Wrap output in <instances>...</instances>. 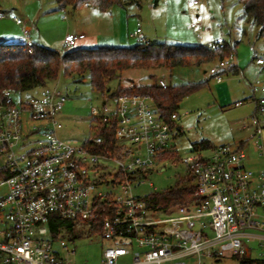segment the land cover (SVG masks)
Listing matches in <instances>:
<instances>
[{
    "label": "built area",
    "instance_id": "1",
    "mask_svg": "<svg viewBox=\"0 0 264 264\" xmlns=\"http://www.w3.org/2000/svg\"><path fill=\"white\" fill-rule=\"evenodd\" d=\"M23 32L31 46V30ZM83 36L67 34L65 44ZM23 93L0 92V264H79L77 224L108 241L100 264H201L204 258L251 256L253 238L264 248V170L248 168L243 150L222 144L192 152L184 163L196 178L197 199L172 211L153 210L137 190L169 159L172 130L149 97L119 95L113 107L106 100L103 111L93 108L103 123L116 124L114 151L99 154L59 136L67 96L57 85L27 98ZM56 218L72 221L74 229L53 230L49 224ZM98 224L101 230L92 232ZM125 258L130 261L120 263Z\"/></svg>",
    "mask_w": 264,
    "mask_h": 264
},
{
    "label": "rangeland",
    "instance_id": "2",
    "mask_svg": "<svg viewBox=\"0 0 264 264\" xmlns=\"http://www.w3.org/2000/svg\"><path fill=\"white\" fill-rule=\"evenodd\" d=\"M85 11L88 19L83 17L79 20L82 22H76L78 12L72 7L59 10L56 0H0V41L6 38L3 42H25L23 28L26 27L31 30L32 41L62 54L80 47H133L142 42L207 46L228 42L236 45V53L219 65L126 69L109 82V92L105 96L93 90L88 74L83 80L60 76L54 83L67 96L60 110L59 120L63 127L58 134L77 146L97 134L92 110L103 111L106 100L113 107L110 94L118 88L208 81L180 103L169 143L175 156L167 157L168 160L147 175L146 184L137 190L140 195L163 193L188 184L190 172L184 159L197 152L193 143L202 140L214 145L229 142L235 131V134L242 132V120L253 116L255 105L247 100L254 97L264 104V39L258 36V27L245 16L238 0H125L107 11L92 7ZM16 19H21L22 23H17ZM81 31L82 38L70 46L65 44L67 32ZM93 34L96 35L94 39L85 45L84 37ZM231 65H236L239 73L224 71ZM212 69L224 71L222 86H218L216 77L212 78ZM31 94L33 91L25 92L22 97ZM237 100L241 103H232ZM263 114L260 110L257 117L264 118ZM207 150L200 151L208 153ZM41 230L43 235H50L48 226H42ZM77 230L81 233L77 240V262L100 264L108 241L91 236L85 224H77ZM66 235L68 237L69 232ZM248 246L252 249V258L263 257L264 248L258 243L248 242ZM127 261L130 259H121L120 263ZM201 264H239V261L225 256L204 258Z\"/></svg>",
    "mask_w": 264,
    "mask_h": 264
},
{
    "label": "trees",
    "instance_id": "3",
    "mask_svg": "<svg viewBox=\"0 0 264 264\" xmlns=\"http://www.w3.org/2000/svg\"><path fill=\"white\" fill-rule=\"evenodd\" d=\"M125 0H56L59 10L68 7L78 9L92 7L101 11L110 10L113 6L123 4ZM242 5L245 16L258 27V36L264 39V0H238ZM236 53V45L221 42L209 47L199 45H174L167 43L142 42L133 47H80L65 53L43 46L33 41L29 46L26 42L0 41V92L6 88H15L20 92H30L49 84L55 83L60 76L73 80H83L88 74L93 90L106 95L109 92L108 84L124 70L130 68L201 66L204 64L224 63ZM233 74L239 73L236 65L224 69ZM223 70L220 73L224 72ZM214 77L215 74H212ZM208 81L188 84L161 85L143 84L127 88H118L110 97L119 95L139 94L147 96L154 104L160 117L168 123L171 130L174 117L180 108V103L189 94L202 88ZM100 128L96 136L102 142L95 143L87 139L85 146L93 153L106 154L114 151L116 124L107 125L100 118H95ZM97 125V126H98ZM196 151L212 149L216 145L209 140L193 143ZM169 157H174L170 151ZM189 170V169H188ZM188 184L169 189L163 193H151L144 199L153 210H167L172 206L186 204L197 199L196 178L191 170ZM49 226L53 230L59 227L74 229L70 220L56 218ZM101 230L98 224L92 227V232ZM77 232L73 236L79 237ZM239 264H264V257L232 256Z\"/></svg>",
    "mask_w": 264,
    "mask_h": 264
},
{
    "label": "crops",
    "instance_id": "4",
    "mask_svg": "<svg viewBox=\"0 0 264 264\" xmlns=\"http://www.w3.org/2000/svg\"><path fill=\"white\" fill-rule=\"evenodd\" d=\"M87 8H89V7H81V8L75 9L76 12H78L76 22H82L79 20H80V18L83 19V17L88 19L87 18L88 15L85 11V10H87ZM85 21H86V23H85ZM85 21H84V24L87 25L88 21L87 20H85ZM67 34H73V33L67 32ZM95 34H98V32H96ZM95 34H93L92 36H89V37H87V36L84 37V40H85L84 44L89 45L88 43L94 39V36H96ZM76 35H84V33H83V31H81L80 33H76ZM97 37H99V36H97ZM120 37L123 38L122 35ZM5 39L3 41H5ZM18 39H21V38L18 37ZM21 41H23V40H21ZM220 71L221 70L217 71V74L214 77H212V78L216 77L218 79V81H219L218 86L219 87L222 86L221 85L222 84V78H221L222 73H220ZM211 76H213V75H211ZM219 78H220V80H219ZM164 81H161V82H164ZM160 84L164 85V86L168 85V83H166V82L160 83ZM263 91H264V89H263ZM251 98L252 99H248L247 102H253V104L255 105V106H253L254 112H253L252 118L251 119L244 118L242 120L243 125H241L242 132L235 134V133H237L235 131V133L232 135V138L228 139L229 142L223 143V144H228V145H231L235 148L243 150L246 154V159H245L244 164L248 168L254 169L255 171H259V170H264V118H259L257 116H258V112L260 110H262V112L264 111V109H263L264 104H263V100L261 101V100L255 99L254 97H251ZM232 103L239 104V103H241V101L237 100V101H234ZM232 103H230L229 105H231ZM263 117H264V114H263ZM249 120H251V121H249ZM219 145H222V144H219ZM259 212L264 216L263 210H259ZM250 242L260 243L261 241L257 238H253V239H251Z\"/></svg>",
    "mask_w": 264,
    "mask_h": 264
},
{
    "label": "water",
    "instance_id": "5",
    "mask_svg": "<svg viewBox=\"0 0 264 264\" xmlns=\"http://www.w3.org/2000/svg\"><path fill=\"white\" fill-rule=\"evenodd\" d=\"M178 205L171 207L170 211L174 210Z\"/></svg>",
    "mask_w": 264,
    "mask_h": 264
}]
</instances>
